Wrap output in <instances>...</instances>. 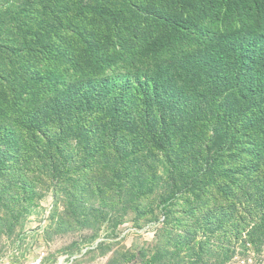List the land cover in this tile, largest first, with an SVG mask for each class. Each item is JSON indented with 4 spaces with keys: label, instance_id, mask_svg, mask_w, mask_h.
Returning <instances> with one entry per match:
<instances>
[{
    "label": "rangeland",
    "instance_id": "obj_1",
    "mask_svg": "<svg viewBox=\"0 0 264 264\" xmlns=\"http://www.w3.org/2000/svg\"><path fill=\"white\" fill-rule=\"evenodd\" d=\"M153 6L0 0V255L264 264V84L179 65L221 31L216 16L174 13L187 35L159 54L174 30ZM165 82L195 90L191 106L169 112Z\"/></svg>",
    "mask_w": 264,
    "mask_h": 264
},
{
    "label": "trees",
    "instance_id": "obj_2",
    "mask_svg": "<svg viewBox=\"0 0 264 264\" xmlns=\"http://www.w3.org/2000/svg\"><path fill=\"white\" fill-rule=\"evenodd\" d=\"M153 1L154 9L159 10L161 14L158 18L160 31L165 33L168 29L174 30V34L158 36V42L155 45L159 54H162V48L166 47L160 45L165 38L176 41L182 40L187 35L186 26H182L175 20L178 16L174 13L183 11L182 15H185L189 10L191 15L188 20L191 24L205 16H216L222 25L221 31L208 46L181 58L179 65L185 66V70L201 74L209 81H223L231 77L237 82L244 80L246 83L244 89L252 93L256 91L255 85L264 84V0ZM196 1L200 7L191 11L190 8ZM256 73L258 74L257 80L255 79L256 84L249 82L250 78H255ZM162 88V97L166 100L169 112L174 111L171 107L175 110L178 107L181 109L190 107L193 102L192 93H196L190 88L185 96L181 85H170L169 82H165ZM159 89L155 90L154 95ZM80 95L61 96L67 100V103L78 107L76 101ZM93 95V92H87L85 96L87 100H91ZM100 95L101 91L97 96ZM242 97L247 98V93L243 92ZM145 99L148 101V95H145ZM181 111L185 112V110Z\"/></svg>",
    "mask_w": 264,
    "mask_h": 264
},
{
    "label": "built area",
    "instance_id": "obj_3",
    "mask_svg": "<svg viewBox=\"0 0 264 264\" xmlns=\"http://www.w3.org/2000/svg\"><path fill=\"white\" fill-rule=\"evenodd\" d=\"M248 258L237 256V264H255L254 258L247 256ZM47 254L45 252L41 253L37 258L25 261H15L13 258H10L9 256H3L0 255V264H48L46 263ZM63 260H59V264H62Z\"/></svg>",
    "mask_w": 264,
    "mask_h": 264
}]
</instances>
